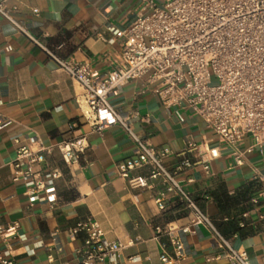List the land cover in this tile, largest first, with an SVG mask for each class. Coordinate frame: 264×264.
Segmentation results:
<instances>
[{
    "label": "crops",
    "instance_id": "0c3cea01",
    "mask_svg": "<svg viewBox=\"0 0 264 264\" xmlns=\"http://www.w3.org/2000/svg\"><path fill=\"white\" fill-rule=\"evenodd\" d=\"M141 2L8 0V5L18 7L15 18L44 47L104 73L121 51V40L108 27L126 28ZM83 93L30 37L0 20V117L9 122L0 129V229L17 225L16 234L26 237L11 239L7 248L0 236V255L18 264H79L85 234L72 237L70 230L94 219L109 241L126 245L118 264H163L162 255L172 257L170 237L157 228H189L179 232L185 255L178 264H230L216 258L223 251L208 227L191 226L193 215L185 201L169 193L162 179H149V167L130 171L128 178L121 175L119 167L135 157L136 145L118 125L96 132L84 118ZM110 102L122 113L139 114L135 132L155 149H169L165 168L177 174L236 250L246 252L252 264H264V146L236 165L231 149L200 116L164 105L146 89L145 79L124 85ZM78 139H84L86 148L76 162L66 163L58 145ZM190 144L196 149L188 148ZM251 144L246 137L240 150ZM21 146L46 149L37 170L58 172L52 193L32 205L23 185L12 180L10 163ZM137 177L147 178V187L131 181Z\"/></svg>",
    "mask_w": 264,
    "mask_h": 264
},
{
    "label": "built area",
    "instance_id": "2783aa9c",
    "mask_svg": "<svg viewBox=\"0 0 264 264\" xmlns=\"http://www.w3.org/2000/svg\"><path fill=\"white\" fill-rule=\"evenodd\" d=\"M17 12V6L10 7L8 0H0V20L30 37L81 85L84 118L93 129L102 133L118 125L135 143V157L119 167L121 175L128 178L130 171L149 167V179H162L169 193L185 201L193 215L191 226L205 225L210 229L215 245L223 251L216 258H225L230 264H252L246 252L236 250L231 240L221 235L177 174L165 168L169 149H155L147 138L138 135L134 123L140 119L139 114L120 112L110 97L124 85L145 79L146 89L164 105L189 109L200 116L218 141L231 149L235 164H244L246 153L264 146V0H142L135 20L126 28L108 27L113 37L121 40V51L109 60V69L104 73L92 70L86 63L61 58L44 47L15 18ZM8 123L0 117V129ZM246 137L252 144L241 151ZM85 148L84 139L58 145L66 163L76 162L77 154ZM188 148L196 149L191 144ZM45 152L42 147L33 150L21 146L10 163L12 180L23 185L31 205L47 199L58 177L57 171L37 170ZM204 164L209 171L207 161ZM184 165L191 167L187 162ZM131 181L139 187L148 185V179L143 177ZM158 203L165 208L161 199ZM16 228L12 225L0 229L7 248L13 238L26 240L24 235L16 234ZM157 232L168 235L173 248L172 257L161 256L162 263L178 264L185 255L179 232L170 228H157ZM80 233L85 234V240L78 250L79 264H118L126 245L109 241L98 221H80L70 230L72 237ZM0 264L18 263L0 255Z\"/></svg>",
    "mask_w": 264,
    "mask_h": 264
},
{
    "label": "rangeland",
    "instance_id": "374dc122",
    "mask_svg": "<svg viewBox=\"0 0 264 264\" xmlns=\"http://www.w3.org/2000/svg\"><path fill=\"white\" fill-rule=\"evenodd\" d=\"M213 84H216V82L214 81V83Z\"/></svg>",
    "mask_w": 264,
    "mask_h": 264
}]
</instances>
